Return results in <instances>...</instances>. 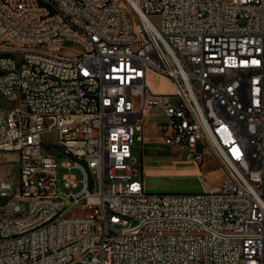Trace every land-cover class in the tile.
Masks as SVG:
<instances>
[{
	"label": "built area",
	"instance_id": "2783aa9c",
	"mask_svg": "<svg viewBox=\"0 0 264 264\" xmlns=\"http://www.w3.org/2000/svg\"><path fill=\"white\" fill-rule=\"evenodd\" d=\"M0 53L15 102L0 153L18 154L22 179L20 210L0 213V264H264V0H0ZM147 70L175 91H153ZM158 108L178 154L204 174L205 154L219 159L217 188L145 190L132 146Z\"/></svg>",
	"mask_w": 264,
	"mask_h": 264
},
{
	"label": "rangeland",
	"instance_id": "374dc122",
	"mask_svg": "<svg viewBox=\"0 0 264 264\" xmlns=\"http://www.w3.org/2000/svg\"><path fill=\"white\" fill-rule=\"evenodd\" d=\"M127 11L130 19L133 22L134 30L136 23L139 22V17L136 12L127 6ZM152 20L157 23L158 17L152 16ZM17 46H25V42H17ZM65 54H71L77 51L73 47L65 48ZM146 79L152 90L156 93H173L175 86L172 80L153 70H147ZM172 103H177V98L171 96ZM15 106V102L8 100L0 95V113L2 110ZM151 120L155 122L167 121V115L161 108L151 111ZM145 131V123L143 125ZM142 135V131L138 130L135 133L134 144L132 146V155L134 166L140 171L143 177L144 188L151 193H190V192H205L211 187L217 188L227 176L219 159L211 152L205 154L203 168L206 174L203 173L201 165L194 159L189 157V150H185L182 154L172 152L166 146L168 144L159 137L152 138L150 141L138 138ZM49 139H57L55 133L47 135ZM150 142L151 145L147 143ZM197 150L201 151L200 142L197 143ZM6 165V167L4 165ZM1 175L7 172V175L13 178L16 175L17 167L12 166V162L1 163ZM10 171L14 173H10ZM91 178H93L91 176ZM92 180V179H91ZM17 190V179L14 180V189L7 193V196L0 195V213L4 209L11 207V203L16 200L15 193ZM81 210H76L71 213V216L82 215Z\"/></svg>",
	"mask_w": 264,
	"mask_h": 264
},
{
	"label": "crops",
	"instance_id": "0c3cea01",
	"mask_svg": "<svg viewBox=\"0 0 264 264\" xmlns=\"http://www.w3.org/2000/svg\"><path fill=\"white\" fill-rule=\"evenodd\" d=\"M1 96L3 97V95H1ZM13 98H20V97H19L18 94H14ZM151 111L148 114L146 122H145V131H144V128H143L142 135H138V138H140L142 140L146 139V141H150L152 138H156V137H159V138L163 139L159 125L161 123L166 122V120L165 121L164 120L163 121H159V122L152 121L151 118H150L151 117ZM3 116H5V110H2V112L0 113V117H3ZM147 144L151 145L150 142H148ZM166 147L169 148L172 152L178 154L176 146L168 144ZM3 161L4 162H10V163L12 162V166H16L17 167V171H18V167H19L18 154L15 153V152L0 153V179L14 180L16 175L13 178L10 179V177L7 175L6 171H5V173L3 175H1V166L4 165V164L1 165V163ZM4 166L6 167V165H4ZM17 171H16V173H17ZM11 173H14V172L10 171L9 174H11ZM8 192H10V191H7V193Z\"/></svg>",
	"mask_w": 264,
	"mask_h": 264
},
{
	"label": "bare ground",
	"instance_id": "6f19581e",
	"mask_svg": "<svg viewBox=\"0 0 264 264\" xmlns=\"http://www.w3.org/2000/svg\"><path fill=\"white\" fill-rule=\"evenodd\" d=\"M130 6L135 11L134 5H127ZM127 17L128 21H132L129 17L128 11H127ZM133 32H140V22L136 23V30H134L133 26ZM17 42H25V39H17ZM7 59L10 62H19V54H16V51L14 49H8L7 50ZM0 61H2V54L0 53ZM25 76H32V68H25ZM18 94L20 97V90H13V95ZM5 116L0 117V120H4ZM17 188H22V179H17ZM34 188H38V194L39 195H46V188L41 187V181H34ZM11 189H7V191H10ZM13 210H20V200H17L12 204Z\"/></svg>",
	"mask_w": 264,
	"mask_h": 264
}]
</instances>
